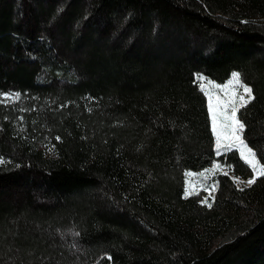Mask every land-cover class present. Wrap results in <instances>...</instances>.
<instances>
[{"label":"trees","instance_id":"trees-1","mask_svg":"<svg viewBox=\"0 0 264 264\" xmlns=\"http://www.w3.org/2000/svg\"><path fill=\"white\" fill-rule=\"evenodd\" d=\"M109 13L132 38L162 13L209 31L154 49L159 71L124 90L66 59ZM194 71L239 72L264 116V0H0V264H264V176L184 137ZM213 164L212 191L186 194L185 173Z\"/></svg>","mask_w":264,"mask_h":264},{"label":"rangeland","instance_id":"rangeland-1","mask_svg":"<svg viewBox=\"0 0 264 264\" xmlns=\"http://www.w3.org/2000/svg\"><path fill=\"white\" fill-rule=\"evenodd\" d=\"M109 17L112 24L105 31L102 38L91 41L78 53V55L66 52V59L74 66L87 64L95 70L106 74L117 87L124 90L143 87L146 82L154 76L156 71H159L160 68L155 65L156 56L154 54V49L163 45L177 51L185 30L190 27L201 34H206L209 31L201 24L199 27L190 25L188 21L185 25L179 24L185 21L179 20V22L178 19L176 20L174 17L162 13L154 31L143 35V37L147 38L138 39L132 38L131 33L122 28L121 24H119V19L114 16L113 13H109ZM194 75L197 78L195 71ZM230 79L231 77L227 78L225 83L221 86L227 85ZM213 83L215 85H220L215 82ZM205 88L208 90V93H210L212 97L211 105L216 110L217 131L220 132L222 137L226 136L229 133V129L224 126L227 123L225 117L231 113L232 105L229 103V98L232 96V89L223 88V90H221V88L212 87L207 84H205ZM199 92L203 93L205 98L198 99L197 96ZM235 92L237 96L235 100V106L237 108L236 116L244 124V129L241 133L242 139L245 141V144L257 154V166H264V116L259 114L260 111L258 106H256L252 100L248 103V105H250L248 109L245 110L248 113L244 114L245 111L239 113L238 111L241 103L238 96L242 93V89L236 88ZM195 95H197L194 97L197 101L196 112L198 121L195 125L194 120L189 124L188 120L185 121L183 125L184 137L191 142L201 144L207 148L217 149V132L213 131V113L209 108L208 95L205 90L201 88V81L199 80ZM245 98H247L246 94ZM167 118L168 115H166L165 110H161L158 119L167 120ZM183 119L184 117L182 116L178 117V122H175V129H180V122H182ZM155 122L160 130L169 131V129L165 128L157 119ZM222 143L227 144L229 142L222 139ZM231 148H235L240 159L251 169L253 176L250 179L258 176L244 156L241 155L243 150L242 146L237 143L233 144ZM213 171L224 172L225 169L213 164L210 168L186 172V194L195 192L198 189H203L208 193L211 192L212 187H206L204 180L208 178ZM200 173H203V175H200ZM248 180L245 182L247 183Z\"/></svg>","mask_w":264,"mask_h":264},{"label":"snow or ice","instance_id":"snow-or-ice-1","mask_svg":"<svg viewBox=\"0 0 264 264\" xmlns=\"http://www.w3.org/2000/svg\"><path fill=\"white\" fill-rule=\"evenodd\" d=\"M197 79L201 81V88L205 90L206 94L208 95L209 98V108L210 111L213 113V131L217 132V149L219 150L220 148H229L233 144H239L242 146L243 150L241 152V155L244 156V158L247 160V162L252 166L254 172L258 176H264V166H257V160L256 156L257 154L245 144V141L242 139L241 133L243 132L244 129V124L237 118L236 112L237 108L235 106V100L237 98L235 89L236 88H241L242 93L239 94L238 99L241 103V106L249 103L251 100L254 99V96L252 94L253 90L251 87L247 86L242 82L241 74L239 72H233L231 73V79L228 81L227 85L221 86V85H215L212 81L206 80L203 76H198ZM205 84L210 85L212 87L216 88H231L232 89V96L229 98V103H231V113L225 117V120L227 123L224 125L229 129V133L226 136H221L220 132L217 131V126H216V110L212 107L211 105V100L212 97L210 93H208V90L205 88ZM245 94L247 98H245ZM17 97L19 94H16ZM222 139L225 141H228L229 143L225 144L222 143ZM200 175H203V173H200ZM255 177L253 179H250L247 181L249 185L254 183Z\"/></svg>","mask_w":264,"mask_h":264},{"label":"crops","instance_id":"crops-1","mask_svg":"<svg viewBox=\"0 0 264 264\" xmlns=\"http://www.w3.org/2000/svg\"><path fill=\"white\" fill-rule=\"evenodd\" d=\"M153 36V35H152ZM136 38H138V37H136ZM145 38H147V37H140V38H138V39H145ZM199 97L202 99V98H205V96L203 95V93H201V92H199ZM194 101L192 102V107H193V104H194V102H195V100H196V98L194 97V99H193ZM148 102H146V104H147ZM158 103L157 102H150V103H148L147 104V113L150 111L151 113H152V115L153 114H156V112H157V110H158ZM248 106V103L247 104H245V105H243V106H241V108H240V110L238 111L239 113H243L244 111H245V108ZM192 107H190V109H189V118H190V114H191V109H192ZM145 111V110H144ZM152 115H149V117L151 118L152 117ZM152 120H154V119H152ZM193 121V120H192ZM195 121V120H194Z\"/></svg>","mask_w":264,"mask_h":264}]
</instances>
